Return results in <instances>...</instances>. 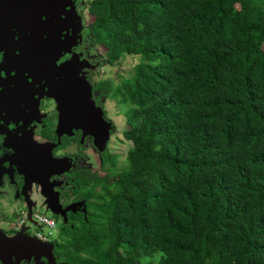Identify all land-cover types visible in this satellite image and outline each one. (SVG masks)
Returning a JSON list of instances; mask_svg holds the SVG:
<instances>
[{
    "label": "trees",
    "instance_id": "obj_1",
    "mask_svg": "<svg viewBox=\"0 0 264 264\" xmlns=\"http://www.w3.org/2000/svg\"><path fill=\"white\" fill-rule=\"evenodd\" d=\"M89 15L106 61H135L104 84L131 145L58 259L264 264V0H91Z\"/></svg>",
    "mask_w": 264,
    "mask_h": 264
},
{
    "label": "flooded vegetation",
    "instance_id": "obj_2",
    "mask_svg": "<svg viewBox=\"0 0 264 264\" xmlns=\"http://www.w3.org/2000/svg\"><path fill=\"white\" fill-rule=\"evenodd\" d=\"M90 1L0 0V264H51L43 251L63 263L70 221L97 215L100 177L125 165L128 127L104 88L117 62L88 34ZM38 217L53 221L46 240Z\"/></svg>",
    "mask_w": 264,
    "mask_h": 264
},
{
    "label": "rangeland",
    "instance_id": "obj_3",
    "mask_svg": "<svg viewBox=\"0 0 264 264\" xmlns=\"http://www.w3.org/2000/svg\"><path fill=\"white\" fill-rule=\"evenodd\" d=\"M100 51H103L101 48ZM134 58L131 56L124 57L120 59L115 65L112 67L107 68L106 76L114 78V84H118L122 81V74L123 75H129L130 73L133 72V65H134ZM113 102H115V105L112 103L111 108L116 112V122L118 123V127L121 129H126L128 127V124L126 123V108L124 107L122 109L123 114L121 115L120 108H119V103H117V99L114 98ZM130 145V144H129ZM127 149V147H126ZM126 153V151H125ZM41 231H45L46 233L49 232V230L46 227H43Z\"/></svg>",
    "mask_w": 264,
    "mask_h": 264
},
{
    "label": "water",
    "instance_id": "obj_4",
    "mask_svg": "<svg viewBox=\"0 0 264 264\" xmlns=\"http://www.w3.org/2000/svg\"><path fill=\"white\" fill-rule=\"evenodd\" d=\"M83 100H87L88 101V103L84 106L85 108H91L90 107V101L92 102V96H91V89H92V86L89 84V82L88 81H86V80H84V84H83ZM68 96H69V93H68ZM67 95H65L64 96V99H67V98H70V97H68ZM69 106H66V105H64L62 108L63 109H66V108H68ZM61 124L63 125L64 124V122L62 121L61 122ZM85 125L86 126H89L90 124L89 123H87V122H85ZM71 208H73V205H71L70 207H69V209H71ZM86 211V210H85ZM48 244H50V243H48ZM50 246H51V248L53 247V244H50ZM24 250L25 251H29V253L31 252V253H33V250H30V249H28V248H24ZM44 252V254H47L48 256H49V259H50V263L51 264H68V263H66V262H63V263H57L56 261H55V259H54V257H53V253H52V251H51V254L50 253H47V251H43Z\"/></svg>",
    "mask_w": 264,
    "mask_h": 264
},
{
    "label": "built area",
    "instance_id": "obj_5",
    "mask_svg": "<svg viewBox=\"0 0 264 264\" xmlns=\"http://www.w3.org/2000/svg\"><path fill=\"white\" fill-rule=\"evenodd\" d=\"M36 220L39 223L46 225V228L49 230V232L46 233L45 231H41V230L37 229L36 231H34L35 234L38 235L42 239H45V240L48 239L52 233V230L54 229L53 221L48 220V219H44L42 217H38Z\"/></svg>",
    "mask_w": 264,
    "mask_h": 264
}]
</instances>
